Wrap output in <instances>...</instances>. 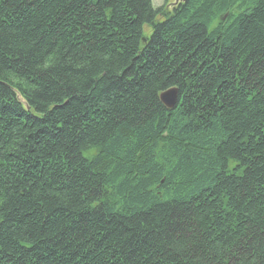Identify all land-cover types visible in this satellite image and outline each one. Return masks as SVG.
Returning a JSON list of instances; mask_svg holds the SVG:
<instances>
[{
  "label": "trees",
  "instance_id": "16d2710c",
  "mask_svg": "<svg viewBox=\"0 0 264 264\" xmlns=\"http://www.w3.org/2000/svg\"><path fill=\"white\" fill-rule=\"evenodd\" d=\"M168 3L0 0V264H264V0Z\"/></svg>",
  "mask_w": 264,
  "mask_h": 264
},
{
  "label": "water",
  "instance_id": "95a60500",
  "mask_svg": "<svg viewBox=\"0 0 264 264\" xmlns=\"http://www.w3.org/2000/svg\"><path fill=\"white\" fill-rule=\"evenodd\" d=\"M160 101L164 104L168 109L172 108L177 99V90L176 88H169L159 95Z\"/></svg>",
  "mask_w": 264,
  "mask_h": 264
},
{
  "label": "rangeland",
  "instance_id": "374dc122",
  "mask_svg": "<svg viewBox=\"0 0 264 264\" xmlns=\"http://www.w3.org/2000/svg\"><path fill=\"white\" fill-rule=\"evenodd\" d=\"M177 1L178 0H169V3H168L169 8L168 9H170ZM163 2H164V0H151V5L153 7H157V6L161 5ZM158 19L160 20V18H158ZM143 30H144V33L148 34V32H149L148 27H144Z\"/></svg>",
  "mask_w": 264,
  "mask_h": 264
}]
</instances>
